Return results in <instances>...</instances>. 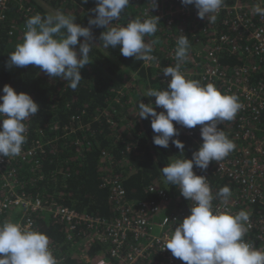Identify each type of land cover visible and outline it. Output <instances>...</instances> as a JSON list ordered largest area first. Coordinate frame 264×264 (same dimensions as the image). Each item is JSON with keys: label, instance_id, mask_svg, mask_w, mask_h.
<instances>
[{"label": "trees", "instance_id": "16d2710c", "mask_svg": "<svg viewBox=\"0 0 264 264\" xmlns=\"http://www.w3.org/2000/svg\"><path fill=\"white\" fill-rule=\"evenodd\" d=\"M45 1L75 17L77 24L91 27V62L81 69L83 79L76 90L69 88L66 81L50 78L34 65L9 68L8 55L22 42L26 20L31 17L21 11L20 4L32 7L34 13L42 16L50 12L38 0H10L3 18L0 13V93L3 94L5 85H11L18 93L29 94L39 105L35 116L25 121L27 131L23 145L31 148L40 141L43 149L38 150L35 157L19 162L18 190L29 198L56 201L82 215L111 220L117 212L110 200L109 189L102 184L105 177L119 175L128 199L153 198L149 187L154 184L168 188L178 207L188 210L187 199L179 194L177 186L166 182L161 170L172 159L192 158L193 152L203 143L202 126H196L198 135L194 140L173 122L178 129V135L173 139H180L185 144L183 153L171 141L167 148L156 146L151 117L141 119L138 105L149 101L145 99L144 88L163 90L168 82H161L157 71L146 68L142 60L124 57L119 48L103 47L100 35L106 29L89 26V19L96 15L92 11L96 0L87 3L83 0ZM147 3L148 0H130L121 13L120 25L126 26L138 17L143 20L142 9ZM112 26L116 25L113 23ZM157 28L154 35L145 37V43H151L153 52L161 56L166 54L170 40L163 22L159 21ZM84 40L80 38V43ZM76 48L78 51L79 44ZM194 58L198 56L194 55ZM241 60V56H231L223 63L233 65ZM132 73L138 76V85L128 84V88H122ZM152 98L155 103V97ZM156 111L159 113L164 109L156 108ZM218 127L236 146L229 123L224 121ZM193 170L197 173L200 168L194 165ZM224 186L232 188V183L228 179L214 180L216 194ZM20 216L21 212L10 208L0 213V224L17 223ZM33 217V230L46 234L51 250L64 255L67 264H84L86 255L92 260L98 257L102 243L96 242L87 251V242L80 237L81 226L72 230L70 237L68 225L59 219L48 214H34Z\"/></svg>", "mask_w": 264, "mask_h": 264}, {"label": "clouds", "instance_id": "9594fccd", "mask_svg": "<svg viewBox=\"0 0 264 264\" xmlns=\"http://www.w3.org/2000/svg\"><path fill=\"white\" fill-rule=\"evenodd\" d=\"M87 2L83 0V3ZM129 3L130 0H96V7L92 10L96 15L89 19V26L106 29L100 35L104 48H119L120 54L126 58L150 61L154 59L151 55L153 48L151 43H145V37L157 32L159 17L144 20L138 17L126 26H112ZM152 3L157 6V0ZM181 3L194 5L200 19L206 18L208 23H214L224 0H181ZM252 12L264 16V7L257 3ZM75 20L60 10L44 16L37 13L28 18L23 40L8 55L7 66L23 68L34 65L50 78L66 81L69 88L76 90L83 79L81 69L91 62L93 45L90 41L93 37L91 27L81 26ZM81 37L85 38L83 43H80ZM78 44L77 51L75 46ZM189 48L188 36L180 35L176 41L175 66L162 69L164 76L170 78L167 87L145 92L144 96L155 97V105L143 101L138 105L141 119L151 117L156 146L167 148L171 141L183 153L185 144L180 139H173L178 135L173 122L189 129L202 126L203 143L193 152L192 158L172 160L161 170L166 182L177 186L181 195L192 202L191 214L175 227L170 236H166L164 249L185 264H264V250L243 239L249 213L241 210L232 215L214 209V197L207 178L193 170L194 165L207 170L212 161H222L239 146L237 141L235 146L218 125L233 120L241 104L236 96L222 94L212 83L201 85L185 77L180 68L188 59ZM2 93L0 156L15 157L21 154L26 142L25 121L35 116L39 105L29 94L18 93L11 85H5ZM156 108L164 111L158 113ZM216 196L222 203H227L231 190L224 186ZM0 264L58 262L46 234L6 221L0 224Z\"/></svg>", "mask_w": 264, "mask_h": 264}, {"label": "built area", "instance_id": "2783aa9c", "mask_svg": "<svg viewBox=\"0 0 264 264\" xmlns=\"http://www.w3.org/2000/svg\"><path fill=\"white\" fill-rule=\"evenodd\" d=\"M9 2L0 0L2 18ZM257 3L264 7V0H224L216 21L208 23L206 18L198 17L194 5H183L181 0H157L156 7L148 0L142 9L143 20L159 17L157 25L159 21L165 24L170 44L166 54L160 56L152 51L154 59L143 64L156 70L160 81L167 83L170 78L164 76L162 69L175 66L176 41L184 34L190 42L188 59L180 68L185 77L201 85L212 83L222 94L238 98L241 108L233 120L226 122L239 146L222 161H212L207 170L200 169L196 174L207 178L214 209L232 215L241 210L249 213L243 239L264 250V16L253 14ZM20 9L27 16L37 14L23 3ZM113 23L121 26L119 20ZM231 56H241L242 60L233 65L223 63ZM129 81L136 85L138 76L132 75L122 88H128ZM148 103L155 105L154 100ZM178 126L182 133L196 140L197 127ZM40 149L43 145L36 141L31 148L22 145L19 156H0V213L10 208L21 212L17 223L29 230H33L34 214H48L68 225L70 237L71 231L81 226L80 237L87 242V251L96 242L102 243L98 257L92 260L86 255L84 264H185L164 245L166 236L191 214L190 200L187 199L188 210H184L178 207L168 188L154 184L149 187L153 198L128 199L119 175L105 177L102 184L109 189L117 212L111 220L82 215L56 201L29 198L17 188L19 162L35 157ZM215 179L232 183L227 203L215 197ZM52 252L58 264H67L64 255L55 254L53 249Z\"/></svg>", "mask_w": 264, "mask_h": 264}, {"label": "rangeland", "instance_id": "374dc122", "mask_svg": "<svg viewBox=\"0 0 264 264\" xmlns=\"http://www.w3.org/2000/svg\"><path fill=\"white\" fill-rule=\"evenodd\" d=\"M38 3L42 6V7H44L47 11H49L50 13H54L55 11H57V10H60V9H57V8H55V7H53V6H51L50 5V3L48 2V1H45V0H38ZM61 11V10H60ZM63 11V10H62ZM65 14H67V12L65 13ZM82 39H83V37H81ZM85 39V38H84ZM75 47H77V46H75ZM77 49V48H76ZM132 75H135V73H132L129 77H131ZM128 77V78H129ZM130 79V78H129ZM132 79H134V80H137V77H133ZM132 82L131 81H129V85H131L132 86V84H131ZM136 85H138V83L136 84ZM147 90L144 88V92H146ZM145 99L148 101H151V100H153V98L152 97H147V96H145ZM148 101V102H149ZM173 160V159H172ZM178 192H179V194L181 195V193H180V190H179V188H178Z\"/></svg>", "mask_w": 264, "mask_h": 264}]
</instances>
